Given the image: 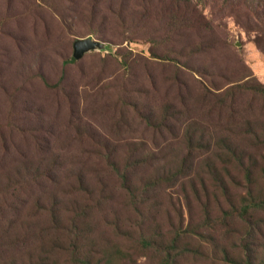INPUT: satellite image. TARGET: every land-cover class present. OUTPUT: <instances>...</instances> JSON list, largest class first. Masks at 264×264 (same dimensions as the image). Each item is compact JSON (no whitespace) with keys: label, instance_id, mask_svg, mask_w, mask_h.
I'll list each match as a JSON object with an SVG mask.
<instances>
[{"label":"rangeland","instance_id":"1","mask_svg":"<svg viewBox=\"0 0 264 264\" xmlns=\"http://www.w3.org/2000/svg\"><path fill=\"white\" fill-rule=\"evenodd\" d=\"M0 264H264V0H0Z\"/></svg>","mask_w":264,"mask_h":264},{"label":"water","instance_id":"2","mask_svg":"<svg viewBox=\"0 0 264 264\" xmlns=\"http://www.w3.org/2000/svg\"><path fill=\"white\" fill-rule=\"evenodd\" d=\"M103 45L91 38H86L82 40H78L74 44V58L80 59L84 53L96 50V49H102Z\"/></svg>","mask_w":264,"mask_h":264},{"label":"trees","instance_id":"3","mask_svg":"<svg viewBox=\"0 0 264 264\" xmlns=\"http://www.w3.org/2000/svg\"><path fill=\"white\" fill-rule=\"evenodd\" d=\"M175 1V4H177V1L178 0H174ZM75 60H77L76 58H73V60L72 61H74L75 62Z\"/></svg>","mask_w":264,"mask_h":264}]
</instances>
